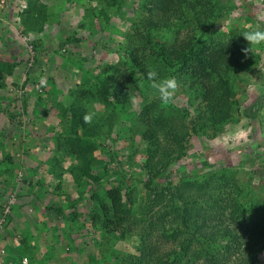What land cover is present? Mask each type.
I'll list each match as a JSON object with an SVG mask.
<instances>
[{
    "label": "rangeland",
    "instance_id": "1",
    "mask_svg": "<svg viewBox=\"0 0 264 264\" xmlns=\"http://www.w3.org/2000/svg\"><path fill=\"white\" fill-rule=\"evenodd\" d=\"M219 1L229 10L222 12L215 29L206 36L231 27H244V31L264 29V0H235V9L227 5L234 0ZM0 6L13 7L15 12L26 9L33 20L26 22L16 14L15 29L9 35L15 45L25 50L12 73L0 76L5 83L0 89V264H20L23 257L27 258L25 264H86L90 254L93 264H125L129 254L137 253L143 238L159 244L155 234L145 238V233L140 232L150 218L146 213L142 220L137 213L138 199L143 196L140 183L129 184L137 194L132 206L134 218L118 226L111 224L110 230L90 224V214L98 204L89 196L97 192L104 197L108 188H124L126 180L146 175L140 162L147 145L136 113L143 103L157 98L148 81H137L136 87L130 88L128 105L104 108L96 99L94 84L111 71L110 66L129 68L130 50L145 56L154 67L158 59L152 50L157 45L146 35L168 44L180 37L183 29L150 28L145 0H4ZM29 25L42 28L22 33ZM206 36L201 44L208 47L211 41ZM35 37L41 46L36 52L31 46ZM66 37L70 41L62 43ZM6 39L0 38L1 42ZM256 49L258 63L246 56L245 66L234 70L235 78L229 77L230 85L239 94V112L213 138L204 134L191 137L187 157L169 167L172 183L178 181L181 172L187 176L196 171L202 174L208 169L204 163L227 167L236 172L246 200L264 202V98L252 118H247L242 109L264 86V45ZM173 69L168 68L166 76H176L170 74ZM41 77L46 78L48 86L38 90ZM176 78L180 88L166 109L174 112L185 107L186 113L194 116L202 105L200 92L195 99L181 94V80ZM81 89L88 91L87 97L75 95ZM73 95L83 101L87 112L95 113L92 123L100 129L95 151L99 159L91 171L101 178L94 183L86 178L77 181L74 168L81 161L58 147L57 133L66 129L68 120L59 114L57 104L68 105ZM240 132L244 133L242 139L238 137ZM112 152L122 170L118 181ZM73 209L77 216L70 219ZM255 264H264V250L258 253Z\"/></svg>",
    "mask_w": 264,
    "mask_h": 264
},
{
    "label": "trees",
    "instance_id": "2",
    "mask_svg": "<svg viewBox=\"0 0 264 264\" xmlns=\"http://www.w3.org/2000/svg\"><path fill=\"white\" fill-rule=\"evenodd\" d=\"M224 5L219 0H145L146 23L151 25L150 28L183 29L181 36L167 44L148 33L146 36L154 46L157 45L152 50L158 59L154 67L147 63L145 56L130 50L127 51L129 68L120 70L115 65L110 66L111 71L98 77L94 84L96 99L104 108L128 105L130 88L136 87L137 81H148L150 68H155L162 77L167 75L168 68H174L170 74H176L175 77L181 80V94L195 99L196 93L200 92L202 105L194 116L186 113L185 107L169 112L158 98L143 103L136 118L144 127L142 138L147 147L140 165L146 175L126 180L124 188L121 185L108 188L104 197H99L97 192L89 196L98 204L90 214V224L110 230L109 225L118 226L131 221L132 216L134 218L132 206L137 202V194L129 184L130 181L140 183L143 196L138 199L137 213L142 220L150 213L140 232L145 233V238L155 234L159 244L143 238L137 253L129 254L125 264H255L258 253L264 250V202L246 200L248 197L243 195L236 172L204 163L208 169L200 175L198 171L191 176L181 172L176 183L169 180V167L187 157L193 135L213 138L223 124L233 121L241 103L229 77L235 78L234 70L245 66L246 56H250L254 64L260 58L255 53L256 48L247 55L242 52L248 47L241 36L244 27H231L227 31L219 30V33L214 30L215 36H206V32L215 29L222 12L229 10ZM227 5H231V9L237 8L235 0ZM41 28L40 25H29L22 33L38 32ZM203 36L211 41L208 47L201 44ZM65 41L70 40L66 37L62 43ZM31 46L35 52L41 48L38 38H33ZM24 50H18L17 55H0V76L12 73ZM8 52L12 53V49ZM26 81L21 85L24 86ZM4 85L0 77V89ZM75 95L87 97L88 91L77 90ZM75 95L68 105L57 104L59 114L68 120L66 129L57 133L58 147L81 161L74 168L75 179L86 178L94 183L101 178L91 171L99 159L95 151L100 129L97 124L84 123L87 109ZM263 98L264 86L251 104L242 107L245 114L256 115ZM111 157L115 160L114 175L118 181L122 173L120 162L113 152ZM68 216L71 219L77 213L73 209ZM10 218L8 215L7 219ZM92 259L93 254H90L86 264H93Z\"/></svg>",
    "mask_w": 264,
    "mask_h": 264
},
{
    "label": "clouds",
    "instance_id": "3",
    "mask_svg": "<svg viewBox=\"0 0 264 264\" xmlns=\"http://www.w3.org/2000/svg\"><path fill=\"white\" fill-rule=\"evenodd\" d=\"M241 36L247 42L248 47L243 48L242 52L247 55L251 53L254 48L264 45V29L255 28L244 31ZM147 80L149 81L148 87L152 90V95L159 99L161 106L167 107L174 102L176 93L179 91L180 82L175 76H161L155 68H150L147 72ZM48 83L46 78L41 77L39 88L47 87ZM95 113L87 112L83 121L86 124L93 122ZM239 138L244 137V133L238 134ZM25 259V261H23ZM27 258L23 257L21 260L22 264L26 263Z\"/></svg>",
    "mask_w": 264,
    "mask_h": 264
},
{
    "label": "crops",
    "instance_id": "4",
    "mask_svg": "<svg viewBox=\"0 0 264 264\" xmlns=\"http://www.w3.org/2000/svg\"><path fill=\"white\" fill-rule=\"evenodd\" d=\"M23 3L27 4L26 1H23ZM25 10L26 9H24L22 11L18 10V12L17 11L15 12V8H13V7H9V6L1 7L0 6V38H2V37L7 38L5 42H1L2 40H0V42H1L0 43V55H2V53L17 55L18 50H23L19 47V45H15V40L13 39V37L11 35H9V33H10V30L15 29L14 25H15V20H16V14L19 15L22 18V20L24 19L26 22L33 21L27 14H25V15L22 14ZM23 24L24 23L22 22L21 25H23ZM18 26H19V24H18ZM7 31H8V33H7ZM16 39H17V37H16ZM10 49H12V53L8 52ZM20 57H22V55ZM244 79L246 80L245 77H244ZM247 79L248 80L251 79L250 75L247 77ZM262 89H263V87L260 89V93H261ZM251 92L253 93V95H255V92H253V91H251ZM258 111L256 112V114L258 113ZM244 113H245V111H244ZM245 115L247 116V118L253 117V115H247V114H245ZM254 119L255 118H253V120Z\"/></svg>",
    "mask_w": 264,
    "mask_h": 264
},
{
    "label": "built area",
    "instance_id": "5",
    "mask_svg": "<svg viewBox=\"0 0 264 264\" xmlns=\"http://www.w3.org/2000/svg\"><path fill=\"white\" fill-rule=\"evenodd\" d=\"M4 0H0V2H3ZM23 261H25V259L23 260Z\"/></svg>",
    "mask_w": 264,
    "mask_h": 264
}]
</instances>
